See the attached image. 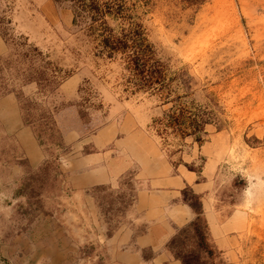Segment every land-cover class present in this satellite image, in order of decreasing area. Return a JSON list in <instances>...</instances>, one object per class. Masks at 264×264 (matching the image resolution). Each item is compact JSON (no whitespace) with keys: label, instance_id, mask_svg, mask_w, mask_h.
<instances>
[{"label":"rangeland","instance_id":"374dc122","mask_svg":"<svg viewBox=\"0 0 264 264\" xmlns=\"http://www.w3.org/2000/svg\"><path fill=\"white\" fill-rule=\"evenodd\" d=\"M73 20L69 0H0V264H264V0H152L161 92ZM180 109L200 137L167 127ZM188 173L205 207L172 182ZM178 205L192 219L162 244Z\"/></svg>","mask_w":264,"mask_h":264},{"label":"trees","instance_id":"16d2710c","mask_svg":"<svg viewBox=\"0 0 264 264\" xmlns=\"http://www.w3.org/2000/svg\"><path fill=\"white\" fill-rule=\"evenodd\" d=\"M152 0H69L75 27H88L95 43L96 57L110 61L120 59L128 72L127 83L135 92H156L167 89V74L155 59V51L142 23V11ZM203 1V0H201ZM167 127L183 135L191 132L200 137L205 125L197 110L180 109L168 116ZM200 208L191 206L200 221ZM197 238L204 244L206 236L196 223L193 225Z\"/></svg>","mask_w":264,"mask_h":264},{"label":"crops","instance_id":"0c3cea01","mask_svg":"<svg viewBox=\"0 0 264 264\" xmlns=\"http://www.w3.org/2000/svg\"><path fill=\"white\" fill-rule=\"evenodd\" d=\"M189 174V178L192 179V183H190V181L186 178H174L173 179V183L176 185H180L182 187H186L187 185H191L193 190L199 194V195H204V207H205V202H208L209 200V194H207L209 192V189L206 188L205 183H195V180L197 179V177H192V173H188ZM179 187H171V189L167 190L168 192H165L164 194H157L158 197L160 198H166L167 200L173 202L174 200H176L178 198V191L180 190ZM166 196V197H165ZM176 209H181L183 214L181 216L177 217L176 221L170 220V222L168 223V225H163L161 227L158 228V230H162V236L160 238L161 239V243L163 244L165 241H167L173 234L174 230H173V224H177V225H184L186 223H188L191 219H192V213L190 211V209L183 207V206H176ZM170 223L172 225H170ZM156 230V228H154Z\"/></svg>","mask_w":264,"mask_h":264},{"label":"bare ground","instance_id":"6f19581e","mask_svg":"<svg viewBox=\"0 0 264 264\" xmlns=\"http://www.w3.org/2000/svg\"><path fill=\"white\" fill-rule=\"evenodd\" d=\"M250 192H251V191L249 190V191H248V194H250Z\"/></svg>","mask_w":264,"mask_h":264}]
</instances>
